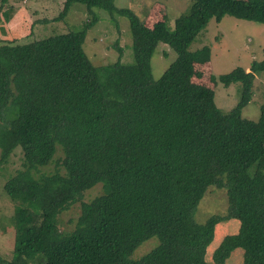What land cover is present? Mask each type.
<instances>
[{
	"label": "trees",
	"instance_id": "1",
	"mask_svg": "<svg viewBox=\"0 0 264 264\" xmlns=\"http://www.w3.org/2000/svg\"><path fill=\"white\" fill-rule=\"evenodd\" d=\"M73 3L128 16L135 61H91L84 42L96 15L76 31L0 43V166L18 147L23 165L5 183L16 236L12 257L0 264H207L225 217L239 219L240 228L223 238L213 260L223 264L242 247V264H264V104L258 120L242 116L264 59L220 76L226 85L243 84L240 101L223 112L214 89L194 81L210 46L190 49L212 18L264 23V0H192L174 29L166 20L147 26L115 0H65L59 19ZM160 43L176 57L155 78ZM59 145L62 169L40 172ZM97 183L103 192L82 201L75 228L63 231L60 214ZM210 186L226 188L228 213L200 223L194 214ZM21 209L37 220L22 219ZM153 236L160 243L132 259Z\"/></svg>",
	"mask_w": 264,
	"mask_h": 264
},
{
	"label": "rangeland",
	"instance_id": "2",
	"mask_svg": "<svg viewBox=\"0 0 264 264\" xmlns=\"http://www.w3.org/2000/svg\"><path fill=\"white\" fill-rule=\"evenodd\" d=\"M65 0H8L2 5L0 0V43L6 40L23 39L31 41L43 38L54 32L79 30L85 21H90L93 15L97 20L90 26L84 42V49L91 61L98 66L111 64L121 57L124 63H134L132 48V32L128 16L115 12L110 14L102 8L95 7L92 13L85 4L73 3L64 18L59 15L64 8ZM118 8L132 9L147 26L152 27L159 20H166L169 29H174L175 19L187 13L192 0H115ZM10 5L14 11L9 15ZM9 16V18L7 17ZM208 45L211 48L210 61L197 64V83L205 84L215 91V102L223 112H229L241 99L243 84L233 82L226 85L220 76L231 72L237 67L250 70L254 60L264 59V23L253 20L239 19L225 15L221 21L212 18L203 31L196 36L190 49L195 50ZM176 57L175 50L169 45L160 43L157 53L152 58V71L158 78L165 68ZM264 104V71L255 74L253 96L249 103L242 108V116L247 119L258 120ZM1 156V149H0ZM63 151L59 145L55 159L43 166L40 172H53L62 169L60 161ZM21 148L15 149L9 162L0 166V258L10 259L15 246L14 215L16 204L5 190V183L17 170L21 169ZM103 192L102 183H97L88 189L81 201L72 204L59 216V226L63 231L75 228L81 213L82 201L88 202ZM228 194L226 188L210 186L194 214L196 221L203 223L212 215H226L228 213ZM22 219L35 222L37 216L30 210L21 209ZM240 220L224 218L215 227L214 236L206 252L207 264H218L213 260L214 250L226 235L237 233ZM160 240L153 236L145 240L133 252L132 259H140L152 249ZM244 249L236 248L223 264H242ZM27 264H32L31 262Z\"/></svg>",
	"mask_w": 264,
	"mask_h": 264
}]
</instances>
